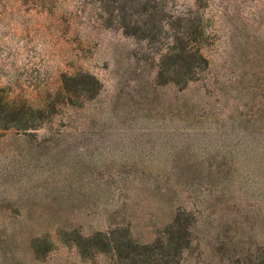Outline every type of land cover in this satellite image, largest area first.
<instances>
[{"label": "rangeland", "instance_id": "rangeland-1", "mask_svg": "<svg viewBox=\"0 0 264 264\" xmlns=\"http://www.w3.org/2000/svg\"><path fill=\"white\" fill-rule=\"evenodd\" d=\"M178 39L207 61L160 83ZM6 99L45 116L16 128ZM75 228L116 230L123 247L82 256L62 232ZM263 251L264 0H0V264H260Z\"/></svg>", "mask_w": 264, "mask_h": 264}, {"label": "trees", "instance_id": "trees-1", "mask_svg": "<svg viewBox=\"0 0 264 264\" xmlns=\"http://www.w3.org/2000/svg\"><path fill=\"white\" fill-rule=\"evenodd\" d=\"M127 34L138 35L139 37H154V29L151 27H140V26H129L125 25ZM149 31V32H148ZM177 39V38H176ZM206 58L201 53L198 47H193L188 41L179 40L170 48V52L164 54V71H160L159 79L160 83L185 85L191 78L187 75H191L195 68H200L206 63ZM8 113L15 115H20L21 117H16V120L20 121L22 124H16V128L20 126L21 128H35L34 122H28L29 117L32 115L35 121H42L44 118L45 111L43 109H33L32 107H26V105L17 107V105L10 99H6L4 102ZM31 112L27 114L28 111ZM27 114V115H26ZM29 116V117H28ZM33 120V121H34ZM23 121V122H21ZM38 122V123H39ZM19 123V122H18ZM37 123V125H38ZM18 125V126H17ZM185 212H178L174 221L167 227L168 232L173 231L177 233V241L174 242L175 250L178 251L185 248L189 243V226L186 223ZM115 231L109 232L96 231L91 235L82 234L79 229L75 228L71 231L62 230L64 236L70 243L74 244L78 252L82 256H89L93 253L107 252L112 249L123 247L122 238L115 236ZM171 233V232H170ZM65 241V240H64ZM170 243L164 242V248H169ZM148 251H151L152 245H144ZM153 251V250H152ZM260 264H264V251L262 255V260Z\"/></svg>", "mask_w": 264, "mask_h": 264}]
</instances>
